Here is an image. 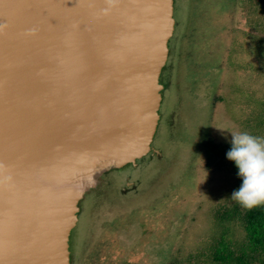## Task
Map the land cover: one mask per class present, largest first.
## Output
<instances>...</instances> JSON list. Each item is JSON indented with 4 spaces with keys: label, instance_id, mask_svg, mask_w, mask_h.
Returning <instances> with one entry per match:
<instances>
[{
    "label": "water",
    "instance_id": "water-1",
    "mask_svg": "<svg viewBox=\"0 0 264 264\" xmlns=\"http://www.w3.org/2000/svg\"><path fill=\"white\" fill-rule=\"evenodd\" d=\"M174 0H0V264H70L98 178L152 147Z\"/></svg>",
    "mask_w": 264,
    "mask_h": 264
},
{
    "label": "rangeland",
    "instance_id": "rangeland-1",
    "mask_svg": "<svg viewBox=\"0 0 264 264\" xmlns=\"http://www.w3.org/2000/svg\"><path fill=\"white\" fill-rule=\"evenodd\" d=\"M256 5L174 0L162 76L171 86L152 143L162 156L98 178L70 225V264H190L189 254L221 237L213 210L236 183L204 145L226 154L231 133L264 137V8Z\"/></svg>",
    "mask_w": 264,
    "mask_h": 264
},
{
    "label": "trees",
    "instance_id": "trees-1",
    "mask_svg": "<svg viewBox=\"0 0 264 264\" xmlns=\"http://www.w3.org/2000/svg\"><path fill=\"white\" fill-rule=\"evenodd\" d=\"M255 1L256 6H260L263 11L264 0ZM204 149L208 158L211 154L216 158L219 156L216 166L220 170L231 171L236 183L235 189L238 188L240 180L234 165L226 159L224 148L209 140ZM213 217L215 227L222 229V235L208 249L204 248L198 254H189L190 264H264V206L247 210L233 201L231 196H226L214 207ZM230 227L235 230L232 239L227 238ZM239 232L241 235H238Z\"/></svg>",
    "mask_w": 264,
    "mask_h": 264
},
{
    "label": "clouds",
    "instance_id": "clouds-1",
    "mask_svg": "<svg viewBox=\"0 0 264 264\" xmlns=\"http://www.w3.org/2000/svg\"><path fill=\"white\" fill-rule=\"evenodd\" d=\"M225 156L234 165L240 180L231 199L247 210L264 206V137L244 131L231 133Z\"/></svg>",
    "mask_w": 264,
    "mask_h": 264
},
{
    "label": "flooded vegetation",
    "instance_id": "flooded-vegetation-1",
    "mask_svg": "<svg viewBox=\"0 0 264 264\" xmlns=\"http://www.w3.org/2000/svg\"><path fill=\"white\" fill-rule=\"evenodd\" d=\"M169 54H170V51H169ZM168 56H169V55H168ZM164 69H166V67H165ZM163 74H164V70H163V73L161 74L160 82L165 86V88H166L165 91H166V90L169 89V87H170L171 85H170V83L166 82L164 79L162 80V76H163ZM161 80H162V81H161ZM165 91H164V92H165ZM164 92H163V93H164ZM163 93H162V98H164V97H163ZM162 102H163V100H162ZM162 102H161V103H162ZM160 106H161V105H160ZM159 108H160V107H159ZM159 114H160V109H159ZM170 115L172 116L173 114H172V113H169V116H168L169 118H170ZM160 117H161L160 122H161V123L165 122V119H164V118H165V115L163 114V116H161V114H160ZM160 122H159V124H160ZM151 146L153 147V144H152ZM147 156H149V155H147ZM161 156H162V155L159 154V156H157L156 158H160ZM154 157H155V156H154ZM133 186H134V185H131V186H129V187H133Z\"/></svg>",
    "mask_w": 264,
    "mask_h": 264
}]
</instances>
